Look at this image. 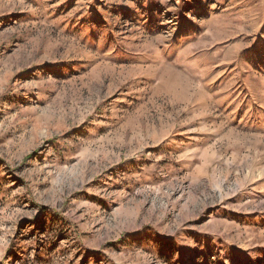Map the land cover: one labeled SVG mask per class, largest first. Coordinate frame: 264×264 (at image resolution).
<instances>
[{"label":"rangeland","instance_id":"rangeland-1","mask_svg":"<svg viewBox=\"0 0 264 264\" xmlns=\"http://www.w3.org/2000/svg\"><path fill=\"white\" fill-rule=\"evenodd\" d=\"M0 264H264V0H0Z\"/></svg>","mask_w":264,"mask_h":264}]
</instances>
